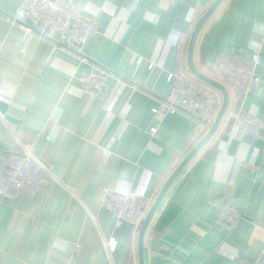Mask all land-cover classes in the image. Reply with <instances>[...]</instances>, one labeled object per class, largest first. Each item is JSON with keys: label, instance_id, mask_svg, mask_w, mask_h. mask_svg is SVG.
<instances>
[{"label": "crops", "instance_id": "obj_1", "mask_svg": "<svg viewBox=\"0 0 264 264\" xmlns=\"http://www.w3.org/2000/svg\"><path fill=\"white\" fill-rule=\"evenodd\" d=\"M69 1L99 23L81 52L55 30L13 22L23 0H0V99L16 120L0 112V163L25 142L56 166L35 194L0 196V264H139L141 227L116 229L102 200L112 189L139 192L152 207L211 129L185 112L156 119L152 109L170 93L171 72L197 77L191 38L216 0ZM263 29L264 0H223L201 28L193 66L221 83L229 102L150 220L144 264H264V141L233 131L240 110L264 120ZM254 52L263 55L262 80L251 92L220 79L223 60L246 66ZM100 68L105 87L90 94L80 77ZM225 202L243 213L230 233L217 222Z\"/></svg>", "mask_w": 264, "mask_h": 264}, {"label": "built area", "instance_id": "obj_2", "mask_svg": "<svg viewBox=\"0 0 264 264\" xmlns=\"http://www.w3.org/2000/svg\"><path fill=\"white\" fill-rule=\"evenodd\" d=\"M31 20L35 26L39 24L55 30L64 42L73 44L80 52L85 42L99 32L98 21L85 15L69 0H23L13 17V22L27 23ZM82 60L87 62L90 59L83 56ZM141 61L142 58H139L138 62ZM262 64L261 52H254L246 66L232 59H225L220 63L219 77L234 89L249 93L262 80L259 72ZM153 66L154 62L150 64V67ZM107 75V70L103 68L94 69L82 74L80 81L86 92L96 94L105 87ZM168 81L172 83L171 91L166 97L158 98L157 105L152 109L155 118L185 112L198 127L209 128L219 110L221 92L183 70L171 72ZM233 119L235 137L250 136L264 141V120L257 112L240 110L233 115ZM150 132L155 134L157 127L153 126ZM55 167V164L37 155L34 143L22 142L19 149L8 152L0 163V196L35 194L54 176ZM151 203V198L145 194L112 189L106 192L101 205L114 219L116 229L128 225L136 231L145 220ZM242 218V210L238 207L228 202L220 205L217 222L227 232H233ZM117 245L116 237L106 241L109 253H113Z\"/></svg>", "mask_w": 264, "mask_h": 264}, {"label": "water", "instance_id": "obj_3", "mask_svg": "<svg viewBox=\"0 0 264 264\" xmlns=\"http://www.w3.org/2000/svg\"><path fill=\"white\" fill-rule=\"evenodd\" d=\"M223 0H216L215 3L212 5V7L208 10V12L203 16V18L198 23L197 27L195 28V31L191 38V44H190V51H189V59H190V67L193 73L200 78L201 80L213 85L214 87L218 88L223 94H224V102L223 105L211 127L209 132L194 146V148L189 152V154L184 158V160L180 163V165L177 167V169L173 172V174L170 176L168 181L166 182L165 186L163 187L162 191L160 192L159 196L157 197L155 203L152 205L150 211L148 212L145 220L143 221L140 231H139V238H138V252H139V264H144V252H143V240H144V234L145 231L149 225L150 220L152 219L154 213L156 212L157 208L159 207L160 203L162 202L165 194L167 193L168 189L170 188L171 184L174 182V180L177 178V176L180 174V172L185 168V166L189 163V161L194 157V155L200 150V148L213 136V134L216 132L225 112L228 106L229 97L227 94V91L225 87L219 83L218 81L212 80L207 78L206 76L199 73L193 66V49L195 45V41L197 39V36L205 24V22L208 20V18L211 16V14L215 11V9L219 6V4ZM29 24L34 25L33 21H29ZM9 104L5 102L4 100L0 99V112L5 116V118L11 122H16V120L8 113Z\"/></svg>", "mask_w": 264, "mask_h": 264}, {"label": "trees", "instance_id": "obj_4", "mask_svg": "<svg viewBox=\"0 0 264 264\" xmlns=\"http://www.w3.org/2000/svg\"><path fill=\"white\" fill-rule=\"evenodd\" d=\"M132 228V227H131Z\"/></svg>", "mask_w": 264, "mask_h": 264}]
</instances>
